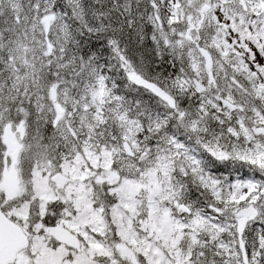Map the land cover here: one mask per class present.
Listing matches in <instances>:
<instances>
[{"label": "snow or ice", "instance_id": "1", "mask_svg": "<svg viewBox=\"0 0 264 264\" xmlns=\"http://www.w3.org/2000/svg\"><path fill=\"white\" fill-rule=\"evenodd\" d=\"M0 264H264V0H0Z\"/></svg>", "mask_w": 264, "mask_h": 264}]
</instances>
